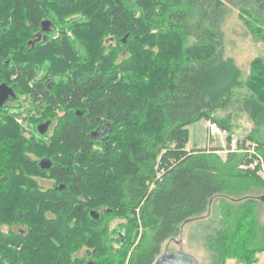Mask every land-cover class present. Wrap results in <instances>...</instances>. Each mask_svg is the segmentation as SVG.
Instances as JSON below:
<instances>
[{
	"label": "trees",
	"instance_id": "trees-1",
	"mask_svg": "<svg viewBox=\"0 0 264 264\" xmlns=\"http://www.w3.org/2000/svg\"><path fill=\"white\" fill-rule=\"evenodd\" d=\"M234 8L264 38V0H0V73L15 75L13 86L30 93L40 113L64 112L51 139L34 144L46 156L61 151L53 157L58 164L42 159L51 161L46 172L57 187L39 190L25 181L35 193L11 198L32 208L30 214L39 207L40 240L11 252L10 260L155 264L161 246L216 198L211 264L232 258L250 264L264 253V221L256 213L264 196L257 174L260 159L264 166V60L254 59L241 81L224 57L222 24ZM53 22L62 24L57 40L26 45L42 23L53 32ZM35 77L38 84L29 89ZM237 112L251 129L231 152ZM199 120L227 134L224 159L216 154L221 149L186 150L188 127ZM6 126L16 137V123L9 119ZM15 159L33 169L29 158ZM138 208L152 222L132 245L128 232L109 231V218L123 217L132 230Z\"/></svg>",
	"mask_w": 264,
	"mask_h": 264
},
{
	"label": "rangeland",
	"instance_id": "rangeland-1",
	"mask_svg": "<svg viewBox=\"0 0 264 264\" xmlns=\"http://www.w3.org/2000/svg\"><path fill=\"white\" fill-rule=\"evenodd\" d=\"M139 10L137 16L139 14ZM53 17L51 18L53 21H56V17L54 14H51ZM77 18L82 16H75ZM85 18V17H84ZM86 19V18H85ZM56 23V22H55ZM54 25V31L51 33L49 39L57 40L59 35V29H62V24L56 23ZM67 28L68 37L72 42H77L75 47L77 49L80 48L81 42L73 36V34L69 30L68 25H63ZM68 26V27H67ZM264 38L259 37L257 34H253L251 27L247 26L244 21L239 19L238 10L232 9L230 14L226 17L225 21L222 24V46H223V54L225 58L232 59L234 65L238 69L240 73L241 81L244 80L249 72L251 67V62L256 58H261L264 60ZM117 59V57H116ZM116 61V60H115ZM39 65V63H38ZM17 91L19 89H16ZM239 93H243L240 90H236ZM18 96L23 97L26 94V90H19ZM24 107V106H23ZM32 114V111L30 112ZM57 115L55 117H51L49 113H40V115H36V117L32 116L31 118H27L26 122L23 123L25 127L22 125L18 128V132L15 131L16 137L13 133H9V136L12 138H3L0 135V160H4L9 163V166L3 167V172L12 168L17 163L16 156L21 155L24 158H29L36 161L42 160L46 157H49L53 162L59 163L60 160L53 159L61 158L62 153L60 150L54 152L57 156H46L47 152L44 150H40L34 147V144L37 142L39 144H45L43 142L48 141L52 137L53 129H49L47 134L43 137H39L35 132V126L38 123H45L46 121H51L52 125L55 126L58 118H61L64 115V112L58 110ZM54 123V125H53ZM232 127L234 129V136L232 139L236 140L237 137L246 135L248 131L251 129V123L248 117L240 112L234 113L232 117ZM218 127V126H217ZM208 126L206 121L199 120L188 127V140L186 144V148L189 150L192 149H221L216 154L219 155L222 159L225 158L228 152L226 147V133L221 131L219 128V132L211 137L208 135ZM14 135V136H13ZM15 138V139H14ZM14 139V140H13ZM231 139V140H232ZM19 144V152H16V144ZM22 142V144H21ZM231 142V141H230ZM232 152L236 151L234 146L236 144H232ZM248 146V145H247ZM246 146V147H247ZM21 149V150H20ZM251 151L254 153V147H250ZM18 151V150H17ZM48 172H42L41 178H32V180L41 179L39 181V185H36L37 189L47 190L50 188L57 187L55 185L54 180L51 179ZM262 179H264V174L261 175ZM35 184V183H33ZM35 187V188H36ZM152 185H150V189ZM263 197V196H262ZM83 201V200H82ZM259 204L257 206V216L259 221H264V200H259ZM220 199L216 198L210 204L209 210L201 215L200 217L195 218L194 220L188 221L184 223L180 228L179 235L173 237L168 240L161 246L160 254L158 256V260H156L155 264H165L169 262H174L177 259L183 261L184 263H191V261L195 264H211L212 262V254L208 249V239L212 235V227L216 226L218 223L219 217V207ZM141 208V207H140ZM28 214V210H26ZM8 220V219H7ZM7 220L2 221V223H6ZM12 222V220H10ZM9 221V222H10ZM18 221V220H17ZM24 223L27 222V219L23 220ZM109 231H114L115 237L116 234L122 232L130 238V242L132 245L137 244L140 239L144 236L145 233L148 232L149 227L151 226V220L147 219L143 220L141 210L138 208L135 211V228L132 230H128V221L124 220L123 217L120 219L118 217L109 218ZM128 230V231H127ZM32 243V242H31ZM36 242H33L31 245H35ZM116 245V244H115ZM113 245L114 247H116ZM0 249V259L2 257L3 247ZM84 248L78 252V256L84 255ZM256 261L250 264H264V253L257 254L255 256ZM88 263V261H87ZM224 264H247L246 262H242L236 258L225 260Z\"/></svg>",
	"mask_w": 264,
	"mask_h": 264
},
{
	"label": "flooded vegetation",
	"instance_id": "flooded-vegetation-1",
	"mask_svg": "<svg viewBox=\"0 0 264 264\" xmlns=\"http://www.w3.org/2000/svg\"><path fill=\"white\" fill-rule=\"evenodd\" d=\"M51 33V27L49 29V26H47L46 23H42L40 24L39 31L33 34V38L29 39L26 45L34 47L35 43L46 44L50 41L49 37ZM9 60L11 61L8 57L5 59L3 64L4 67L10 66ZM38 80L39 79H36L35 77L33 80L28 81L29 89H31L32 86H36ZM15 83H17L15 75L9 76L8 70L6 72L1 71L0 122L2 121V124H0V131H3L2 137L7 139L10 138L8 135L9 127L6 126L9 119H12L13 122L16 123V128L18 129L21 125L25 127L23 123L26 122L28 117L33 121L32 116L36 117V115H40V111L31 103L30 93L25 94L23 97H19V90L24 91V88H15L13 86ZM16 89L19 90L17 91ZM31 111L32 114L30 113ZM43 125L45 128L41 131ZM51 125L52 123L50 124L48 121L45 123H38L35 126L36 134L40 137L45 136L50 128L53 129ZM29 161L31 164L33 163L32 170H27L24 163H20V161L18 162L17 160L15 166H12L11 169L3 172V167H6L7 165L9 166V163L0 160V200L1 198L3 199V206H0V243H3L6 246V264H19L17 260H10V253L13 251H20L27 245H31L33 242H38L40 240L41 221L39 207H33L34 210L36 209L35 212L37 213L30 214L29 212H32V210H30L32 208L29 209L18 203L15 204L16 202L12 201V199L13 197L16 198L24 194H34L35 191L29 193L30 189L29 187L26 188L25 181L31 183V187H36V185H39L41 179L33 181L32 178H41V175L39 174H41L43 170L44 172L50 170L53 166L51 165V161H36L35 158L33 160L29 159ZM26 210H28V214L26 213ZM24 219H27L28 221L24 223ZM1 220H7V222L2 223ZM10 220H12V222ZM12 255L16 256L15 254ZM87 264H90V261H88Z\"/></svg>",
	"mask_w": 264,
	"mask_h": 264
},
{
	"label": "built area",
	"instance_id": "built-area-1",
	"mask_svg": "<svg viewBox=\"0 0 264 264\" xmlns=\"http://www.w3.org/2000/svg\"><path fill=\"white\" fill-rule=\"evenodd\" d=\"M206 123H207V126H208L207 132H208L209 137H211L212 135L214 136L215 133L217 134L219 132V127H217V125L214 122L207 121ZM238 142H239L238 139H236V140L232 139L231 142H230V148H232V146H233L232 144H236L234 146L235 147L234 149L237 150L236 148L238 147ZM230 151L232 152V149H230ZM249 152L253 153L251 150ZM258 162L260 164V167H259V169L257 171V174L259 176H261L262 174H264V166H263V163H262L261 159ZM258 162L255 161V162L249 164L248 168L249 169H254V167L258 164Z\"/></svg>",
	"mask_w": 264,
	"mask_h": 264
},
{
	"label": "water",
	"instance_id": "water-1",
	"mask_svg": "<svg viewBox=\"0 0 264 264\" xmlns=\"http://www.w3.org/2000/svg\"><path fill=\"white\" fill-rule=\"evenodd\" d=\"M44 128H45V126L43 125V126L41 127V131H43ZM258 200H264V196H263V197H259ZM165 264H187V263H184L183 261L177 259V260L174 261V262H169V263H165ZM189 264H195V263H193V262L191 261V263H189Z\"/></svg>",
	"mask_w": 264,
	"mask_h": 264
},
{
	"label": "crops",
	"instance_id": "crops-1",
	"mask_svg": "<svg viewBox=\"0 0 264 264\" xmlns=\"http://www.w3.org/2000/svg\"><path fill=\"white\" fill-rule=\"evenodd\" d=\"M186 150H189V149L186 148Z\"/></svg>",
	"mask_w": 264,
	"mask_h": 264
}]
</instances>
